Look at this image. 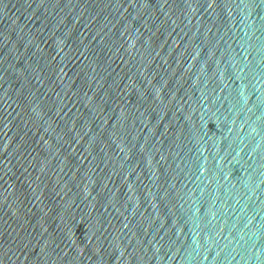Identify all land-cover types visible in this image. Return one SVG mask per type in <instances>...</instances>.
Wrapping results in <instances>:
<instances>
[{
  "label": "water",
  "instance_id": "obj_1",
  "mask_svg": "<svg viewBox=\"0 0 264 264\" xmlns=\"http://www.w3.org/2000/svg\"><path fill=\"white\" fill-rule=\"evenodd\" d=\"M0 264H264V0H0Z\"/></svg>",
  "mask_w": 264,
  "mask_h": 264
}]
</instances>
